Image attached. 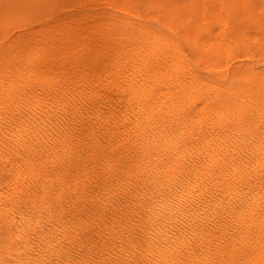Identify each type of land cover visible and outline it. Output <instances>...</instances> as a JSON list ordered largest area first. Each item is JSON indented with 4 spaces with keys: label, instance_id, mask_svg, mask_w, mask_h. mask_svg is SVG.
I'll return each mask as SVG.
<instances>
[{
    "label": "bare ground",
    "instance_id": "bare-ground-1",
    "mask_svg": "<svg viewBox=\"0 0 264 264\" xmlns=\"http://www.w3.org/2000/svg\"><path fill=\"white\" fill-rule=\"evenodd\" d=\"M83 1L86 16L0 36L5 247L23 264H185L223 217V247L264 259V18L253 33L248 0L183 17Z\"/></svg>",
    "mask_w": 264,
    "mask_h": 264
},
{
    "label": "rangeland",
    "instance_id": "rangeland-1",
    "mask_svg": "<svg viewBox=\"0 0 264 264\" xmlns=\"http://www.w3.org/2000/svg\"><path fill=\"white\" fill-rule=\"evenodd\" d=\"M5 1V2H4ZM10 1H12L11 3H9ZM27 2L25 3H22V0H19V1H15V0H0V36L2 37V39L6 40V38H10L9 40L13 41V40H16L17 37L20 38V39H26L27 36L29 37L32 33H34L37 30L39 29H43V27H46L47 25H55L57 22L60 23V20L65 18L68 19L72 16H74V18L79 15H83V16H86L87 14L86 13H91V3L88 5L86 4V7L85 5L83 4L84 1L83 0H38V2L36 3L35 0L31 1V0H25ZM31 1V2H30ZM50 1V2H48ZM61 1V2H60ZM88 1V0H87ZM99 5H98V3ZM95 1L94 3L96 4V6L100 9L104 8V5L105 8H104V14L106 13V15H110L111 13H115V14H119L121 15L122 13L118 10V9H111L110 6H107L108 4L105 3L106 0H97ZM99 1H103V2H99ZM110 2H118L119 0H108ZM183 1V2H182ZM200 1L201 0H140V2H142L143 4H145L147 7H150V8H156V9H163L164 11L166 10V12H169L171 11L172 9V12L175 13V15H177L178 17H183V16H187V15H195L196 13H194L193 11L196 10L195 12H197L199 10V7H200ZM253 1V2H252ZM262 2V4H264V0H248L249 4H250V7L253 9V13L251 16H250V20H253L254 23H251V26H252V32L253 33H256V32H259V29L261 28L260 24L259 23V17L260 18H264V6H262V4L260 3H257L256 2ZM17 4H16V3ZM24 2V0H23ZM34 2V3H33ZM40 2V3H39ZM43 4H42V3ZM69 2V3H68ZM71 2V3H70ZM76 2V3H75ZM83 2V3H82ZM148 2V3H147ZM20 3V5H19ZM31 3V4H30ZM48 3V4H47ZM68 3V4H67ZM79 3V4H78ZM82 3V7L80 6V4ZM94 3H92V8L93 7H96V6H93ZM184 3V4H183ZM197 3V4H196ZM5 4V5H3ZM8 4V5H7ZM12 4V5H11ZM15 4V5H14ZM28 7H26V5ZM41 8H40V6ZM52 4V5H51ZM54 4V6H53ZM66 4V5H65ZM73 6H72V5ZM76 4V5H75ZM103 6H101V5ZM182 4V5H181ZM259 4V5H258ZM11 5V6H10ZM25 5V6H24ZM32 5V6H31ZM48 5V6H47ZM51 5V7L49 6ZM56 5V7H55ZM65 5V6H64ZM174 7H173V6ZM181 5V7H180ZM187 5V6H186ZM196 5V6H194ZM4 6V7H3ZM8 6V7H7ZM16 6V7H14ZM35 6V7H34ZM42 6H45V7H42ZM48 8H47V7ZM72 6V7H70ZM90 6V7H89ZM172 6V7H171ZM178 6V7H177ZM14 7V8H13ZM39 7V8H38ZM66 7V8H65ZM75 7V8H73ZM77 7H81V8H77ZM110 7V8H108ZM171 7V8H170ZM180 7V8H179ZM189 7V8H187ZM197 7V8H196ZM260 7V9H258ZM10 8V9H8ZM34 8V9H33ZM107 8V9H106ZM13 9V10H12ZM26 9H29L26 11ZM47 9V11H46ZM64 9V10H63ZM79 9V10H78ZM87 9V10H85ZM89 9V10H88ZM169 9V10H168ZM182 9V11H181ZM190 9V10H189ZM6 10V11H5ZM8 10H11L8 12ZM22 10H24L22 12ZM33 10V11H32ZM35 10V12H34ZM45 10V11H44ZM63 10V12H62ZM78 10V11H77ZM106 10V11H105ZM261 10V11H260ZM18 11V12H17ZM29 11V12H28ZM33 14H31L30 13ZM42 11V12H41ZM74 11V12H73ZM78 13H77V12ZM80 11V13H79ZM113 11V12H112ZM179 11V12H178ZM190 11V12H189ZM255 11H256V14H255ZM7 12V14H6ZM14 12V14H12ZM21 12V14H20ZM56 12V13H55ZM83 12V13H82ZM184 12V13H183ZM235 12V13H234ZM10 13V15H9ZM23 13V14H22ZM50 13V15H49ZM63 13V14H62ZM65 13V14H64ZM181 13V14H180ZM183 13V14H182ZM234 13V14H232ZM6 14V18L4 17V15ZM40 14V15H39ZM45 14V15H44ZM56 14V15H55ZM69 14V15H68ZM186 14V15H185ZM262 14V15H261ZM12 15V16H11ZM17 15V16H16ZM19 15V16H18ZM39 15V16H37ZM42 15V17H40ZM254 15V16H253ZM28 16V17H26ZM50 16V18H49ZM52 16V17H51ZM231 16L233 18H236L238 17V13L236 10H232L231 12ZM258 16V17H257ZM262 16V17H261ZM10 17H12V21H15L14 24L13 22H11V19ZM13 17H15V19L17 20V23H16V20L13 19ZM252 17V18H251ZM256 20H254L255 18ZM2 18H5L4 20ZM45 18V19H44ZM47 18V19H46ZM72 17V19H74ZM24 19V20H23ZM56 19V20H54ZM71 19V18H70ZM20 20V21H19ZM48 20V21H47ZM9 21V22H8ZM43 21H44V24L45 26L43 25ZM46 21V22H45ZM52 21V22H51ZM256 21V22H255ZM8 22V23H7ZM11 22V23H10ZM41 22V23H40ZM62 22V20H61ZM9 23L11 24L10 27H9ZM24 23V24H23ZM28 23V24H27ZM32 23L34 24V26L32 25ZM37 23L39 25H37ZM50 23V24H49ZM57 23V24H58ZM7 24V25H6ZM22 24V25H21ZM28 26H26V25ZM31 24V25H30ZM255 24V25H254ZM12 25L16 28H13ZM16 25L18 27H16ZM20 26V27H19ZM22 26V28H21ZM26 26V27H25ZM37 26V27H36ZM2 27V28H1ZM4 27V28H3ZM8 27V28H7ZM36 27V28H34ZM39 27V28H38ZM20 28V29H19ZM23 29V30H22ZM18 30V31H17ZM20 30V31H19ZM33 30V31H32ZM17 31V32H16ZM30 31V32H29ZM12 32V33H11ZM15 32V33H14ZM20 32V33H19ZM29 32V33H28ZM11 33V34H10ZM26 35H24V34ZM10 34V36H8ZM203 31L200 32V35H203ZM15 35V36H14ZM22 35V36H20ZM218 218V219H217ZM222 218V219H220ZM216 220V221H215ZM212 224H207V226L205 225V227L202 229L203 231V238L206 239L207 241V245L209 246L208 249H207V252H206V256L208 257H205L204 255H202V253H200V249L199 251H197V253L195 252L193 255H192V259L190 258L188 261L189 262H186L185 264H213V263H216V264H225V261L227 262L226 264H264V259H260L258 261L256 260H248L247 258L249 257H246V254L241 251V250H238V249H229L228 250V247H223L225 245V242L223 241L224 239H222V231H223V228L226 226L225 225V221L223 219V217H216V218H213L211 220ZM214 222V223H213ZM220 222V223H219ZM87 223V222H86ZM86 223L84 224H78L80 225L78 228H75L74 229V232H71L72 229L74 227H76L77 225L74 224L73 227L72 225H66L63 229V235L60 237V243L61 244H64L66 246L68 245H71V243L77 239L80 238L81 236V232L83 231L82 228H85V229H88V234L86 235V237H90L91 233H92V229L90 228L89 225H87ZM218 225H217V224ZM220 224V225H219ZM210 225V226H209ZM213 225V226H212ZM212 227V228H211ZM217 227V228H216ZM221 227V228H220ZM206 228V230H205ZM210 228V229H209ZM214 228V229H213ZM216 229V230H215ZM219 230V231H218ZM205 232V233H204ZM220 232V233H218ZM71 233V234H70ZM73 233V234H72ZM64 234L66 236H64ZM209 234V236H208ZM70 235V236H69ZM73 235V236H72ZM218 237H217V236ZM208 236V237H207ZM213 236V237H212ZM207 237V238H206ZM210 237V239H209ZM6 236H5V233L0 225V264H23L22 262H20L18 260V256L16 253H13V252H10L7 247H5V243H4V240H5ZM210 240V241H209ZM212 240V242H211ZM67 244H66V243ZM69 242V244H68ZM58 243V244H60ZM211 243V244H210ZM218 244V245H217ZM222 244V245H221ZM216 245V246H215ZM220 245V247H219ZM214 246V247H213ZM213 247V248H212ZM2 249V250H1ZM224 251H221L223 250ZM210 250V251H209ZM231 250V251H230ZM220 251V252H218ZM212 252V254H211ZM217 252V253H216ZM222 252V254H221ZM210 253V254H209ZM221 255H220V254ZM224 254V255H223ZM217 255V256H215ZM231 257H230V256ZM235 255V256H234ZM196 257V258H195ZM214 259H213V258ZM227 259H226V258ZM202 258V259H201ZM205 258V259H204ZM212 258V259H211ZM219 258V260H218ZM221 258V259H220ZM207 259V261H206ZM198 260V261H197ZM202 260V261H201ZM212 260V261H211ZM215 260V261H214ZM224 260V261H223ZM245 260V261H244ZM190 261H193V262H190ZM200 261V263H198ZM251 261V262H250ZM254 261V262H253ZM195 262V263H194ZM218 262V263H217ZM262 262V263H260ZM80 264V263H79Z\"/></svg>",
    "mask_w": 264,
    "mask_h": 264
}]
</instances>
